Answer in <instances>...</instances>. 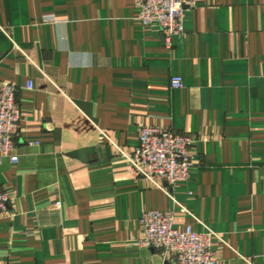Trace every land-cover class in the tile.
<instances>
[{
	"label": "crops",
	"instance_id": "0c3cea01",
	"mask_svg": "<svg viewBox=\"0 0 264 264\" xmlns=\"http://www.w3.org/2000/svg\"><path fill=\"white\" fill-rule=\"evenodd\" d=\"M172 42L133 0H0L23 113L19 162L0 156V264H176L139 245L148 211L221 235L219 264H264V0H198ZM145 126L195 138L169 194L110 143L131 151Z\"/></svg>",
	"mask_w": 264,
	"mask_h": 264
},
{
	"label": "built area",
	"instance_id": "2783aa9c",
	"mask_svg": "<svg viewBox=\"0 0 264 264\" xmlns=\"http://www.w3.org/2000/svg\"><path fill=\"white\" fill-rule=\"evenodd\" d=\"M136 18L144 25H157L172 47L173 39L184 35V13L194 9L198 0H133ZM55 19H51L54 21ZM173 90L184 88L180 77L170 81ZM32 89V85L28 86ZM23 113L17 101L15 85L0 81V156L13 164L19 157L13 155L16 137L20 131ZM119 156L128 164L130 174L146 179L169 194V189L191 176L193 162L190 153L195 138L159 127L145 126L139 131V145L127 151L112 141ZM10 194L0 186V213L7 212ZM181 211L187 210L181 207ZM174 212L148 211L142 215V238L139 245L148 249L163 250L176 264H219L213 252L214 241H222L221 235L208 231L197 233L191 226L175 227Z\"/></svg>",
	"mask_w": 264,
	"mask_h": 264
}]
</instances>
